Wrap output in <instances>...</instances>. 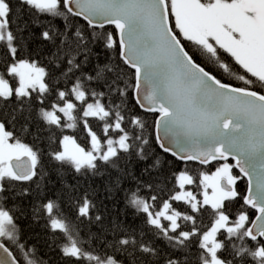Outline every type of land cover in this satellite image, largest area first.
Listing matches in <instances>:
<instances>
[{
	"label": "snow or ice",
	"instance_id": "1",
	"mask_svg": "<svg viewBox=\"0 0 264 264\" xmlns=\"http://www.w3.org/2000/svg\"><path fill=\"white\" fill-rule=\"evenodd\" d=\"M0 264H264V0H0Z\"/></svg>",
	"mask_w": 264,
	"mask_h": 264
},
{
	"label": "trees",
	"instance_id": "2",
	"mask_svg": "<svg viewBox=\"0 0 264 264\" xmlns=\"http://www.w3.org/2000/svg\"><path fill=\"white\" fill-rule=\"evenodd\" d=\"M243 187L244 185L241 184V188ZM121 208H123L122 203H121ZM21 224L22 227L24 228L25 235L31 238V242L38 243L41 246L44 244L45 233L40 225L32 224L28 220H22ZM36 234H39V240L36 239Z\"/></svg>",
	"mask_w": 264,
	"mask_h": 264
}]
</instances>
